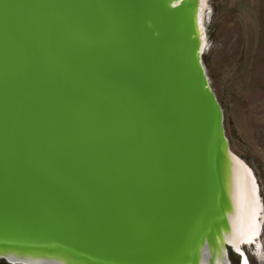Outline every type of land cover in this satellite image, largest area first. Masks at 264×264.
Returning <instances> with one entry per match:
<instances>
[{
	"label": "water",
	"instance_id": "95a60500",
	"mask_svg": "<svg viewBox=\"0 0 264 264\" xmlns=\"http://www.w3.org/2000/svg\"><path fill=\"white\" fill-rule=\"evenodd\" d=\"M200 12L201 0H0V259H243L226 236L237 154Z\"/></svg>",
	"mask_w": 264,
	"mask_h": 264
},
{
	"label": "rangeland",
	"instance_id": "374dc122",
	"mask_svg": "<svg viewBox=\"0 0 264 264\" xmlns=\"http://www.w3.org/2000/svg\"><path fill=\"white\" fill-rule=\"evenodd\" d=\"M204 14V62L231 148L254 170L263 202L260 235L243 248L249 264H264V0H207ZM230 257L243 264L235 251Z\"/></svg>",
	"mask_w": 264,
	"mask_h": 264
},
{
	"label": "bare ground",
	"instance_id": "6f19581e",
	"mask_svg": "<svg viewBox=\"0 0 264 264\" xmlns=\"http://www.w3.org/2000/svg\"><path fill=\"white\" fill-rule=\"evenodd\" d=\"M206 5L207 0H201L200 22L202 26ZM201 30L203 34V29ZM234 173L236 182V204L235 210L231 215V229L226 236L227 240L233 243L236 250L243 251L242 244L244 242L250 243L256 240L260 235L262 228L260 217L261 210L263 209V202L260 195V185L254 170L238 155L236 157ZM248 259L247 252H244L243 264H249ZM201 264L204 263L202 262ZM217 264H223L220 257L217 259Z\"/></svg>",
	"mask_w": 264,
	"mask_h": 264
},
{
	"label": "trees",
	"instance_id": "16d2710c",
	"mask_svg": "<svg viewBox=\"0 0 264 264\" xmlns=\"http://www.w3.org/2000/svg\"><path fill=\"white\" fill-rule=\"evenodd\" d=\"M0 264H12V263H9V262L6 261V260L0 259Z\"/></svg>",
	"mask_w": 264,
	"mask_h": 264
},
{
	"label": "flooded vegetation",
	"instance_id": "af4514ba",
	"mask_svg": "<svg viewBox=\"0 0 264 264\" xmlns=\"http://www.w3.org/2000/svg\"><path fill=\"white\" fill-rule=\"evenodd\" d=\"M239 254V253H238ZM240 255V254H239ZM242 262H243V260H242Z\"/></svg>",
	"mask_w": 264,
	"mask_h": 264
}]
</instances>
